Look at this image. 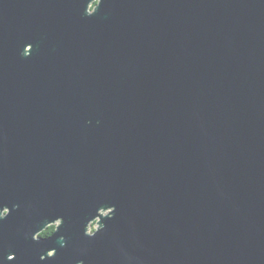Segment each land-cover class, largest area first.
I'll return each instance as SVG.
<instances>
[{
    "label": "water",
    "instance_id": "1",
    "mask_svg": "<svg viewBox=\"0 0 264 264\" xmlns=\"http://www.w3.org/2000/svg\"><path fill=\"white\" fill-rule=\"evenodd\" d=\"M0 264H264V0H0Z\"/></svg>",
    "mask_w": 264,
    "mask_h": 264
},
{
    "label": "clouds",
    "instance_id": "2",
    "mask_svg": "<svg viewBox=\"0 0 264 264\" xmlns=\"http://www.w3.org/2000/svg\"><path fill=\"white\" fill-rule=\"evenodd\" d=\"M57 231L56 225H51L49 228L41 233L42 238H50L53 233Z\"/></svg>",
    "mask_w": 264,
    "mask_h": 264
},
{
    "label": "rangeland",
    "instance_id": "3",
    "mask_svg": "<svg viewBox=\"0 0 264 264\" xmlns=\"http://www.w3.org/2000/svg\"><path fill=\"white\" fill-rule=\"evenodd\" d=\"M97 228V226L95 225V224H93L92 226H91V230L93 229V230H95Z\"/></svg>",
    "mask_w": 264,
    "mask_h": 264
},
{
    "label": "trees",
    "instance_id": "4",
    "mask_svg": "<svg viewBox=\"0 0 264 264\" xmlns=\"http://www.w3.org/2000/svg\"><path fill=\"white\" fill-rule=\"evenodd\" d=\"M92 231H94V230L92 229ZM40 236H41V234H40Z\"/></svg>",
    "mask_w": 264,
    "mask_h": 264
}]
</instances>
